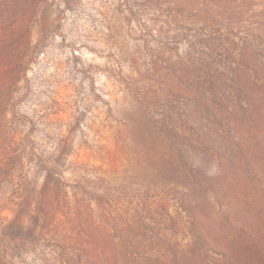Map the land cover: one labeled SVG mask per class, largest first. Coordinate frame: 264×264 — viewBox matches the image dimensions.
<instances>
[{"label":"rangeland","instance_id":"rangeland-1","mask_svg":"<svg viewBox=\"0 0 264 264\" xmlns=\"http://www.w3.org/2000/svg\"><path fill=\"white\" fill-rule=\"evenodd\" d=\"M0 264H264V0H0Z\"/></svg>","mask_w":264,"mask_h":264}]
</instances>
